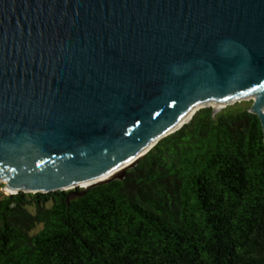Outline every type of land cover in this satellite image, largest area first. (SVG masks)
<instances>
[{"label":"water","instance_id":"1","mask_svg":"<svg viewBox=\"0 0 264 264\" xmlns=\"http://www.w3.org/2000/svg\"><path fill=\"white\" fill-rule=\"evenodd\" d=\"M244 99L264 133V0H0L6 194L124 178L200 108Z\"/></svg>","mask_w":264,"mask_h":264},{"label":"trees","instance_id":"2","mask_svg":"<svg viewBox=\"0 0 264 264\" xmlns=\"http://www.w3.org/2000/svg\"><path fill=\"white\" fill-rule=\"evenodd\" d=\"M251 101L200 108L124 178L0 184V264H264V133Z\"/></svg>","mask_w":264,"mask_h":264},{"label":"rangeland","instance_id":"3","mask_svg":"<svg viewBox=\"0 0 264 264\" xmlns=\"http://www.w3.org/2000/svg\"><path fill=\"white\" fill-rule=\"evenodd\" d=\"M244 100H247V101H251V102H252V99H244ZM242 101H243V100H242ZM251 104H252V103H251ZM0 184H4V183L0 182ZM1 189L6 193V191L4 190L3 187H2Z\"/></svg>","mask_w":264,"mask_h":264},{"label":"bare ground","instance_id":"4","mask_svg":"<svg viewBox=\"0 0 264 264\" xmlns=\"http://www.w3.org/2000/svg\"><path fill=\"white\" fill-rule=\"evenodd\" d=\"M115 176H117L116 173H114V174L111 175L112 178H114ZM111 177H110V178H111ZM80 184H85V182H82V183H80ZM69 188H71V187H69Z\"/></svg>","mask_w":264,"mask_h":264}]
</instances>
